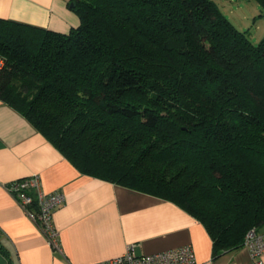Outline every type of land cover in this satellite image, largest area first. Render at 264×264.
I'll use <instances>...</instances> for the list:
<instances>
[{"label":"trees","instance_id":"1","mask_svg":"<svg viewBox=\"0 0 264 264\" xmlns=\"http://www.w3.org/2000/svg\"><path fill=\"white\" fill-rule=\"evenodd\" d=\"M70 2L68 32L0 17V100L81 174L198 219L213 258L264 231V37L214 0Z\"/></svg>","mask_w":264,"mask_h":264},{"label":"crops","instance_id":"2","mask_svg":"<svg viewBox=\"0 0 264 264\" xmlns=\"http://www.w3.org/2000/svg\"><path fill=\"white\" fill-rule=\"evenodd\" d=\"M0 17L68 32L79 24L67 0H0ZM38 174L62 190L53 212L63 253L53 249L5 184ZM129 243L137 254L190 244L195 264H254L244 246L212 257L202 223L175 203L81 174L22 114L0 100V264H88Z\"/></svg>","mask_w":264,"mask_h":264},{"label":"built area","instance_id":"3","mask_svg":"<svg viewBox=\"0 0 264 264\" xmlns=\"http://www.w3.org/2000/svg\"><path fill=\"white\" fill-rule=\"evenodd\" d=\"M3 59L0 57V67ZM7 192L22 208L26 216L36 224L48 244L56 251L63 253L59 243V232L53 224L54 209L64 201L62 190L45 192L41 189L38 174L13 180L5 184ZM254 264H264V231L249 229L243 239ZM192 246L184 244L153 253L137 254L134 244L129 243L120 254L105 260L88 264H195Z\"/></svg>","mask_w":264,"mask_h":264},{"label":"rangeland","instance_id":"4","mask_svg":"<svg viewBox=\"0 0 264 264\" xmlns=\"http://www.w3.org/2000/svg\"><path fill=\"white\" fill-rule=\"evenodd\" d=\"M222 13L254 42L264 37V17L256 0H214Z\"/></svg>","mask_w":264,"mask_h":264},{"label":"water","instance_id":"5","mask_svg":"<svg viewBox=\"0 0 264 264\" xmlns=\"http://www.w3.org/2000/svg\"><path fill=\"white\" fill-rule=\"evenodd\" d=\"M72 5H73V3H72V2H70L69 6L71 7Z\"/></svg>","mask_w":264,"mask_h":264}]
</instances>
